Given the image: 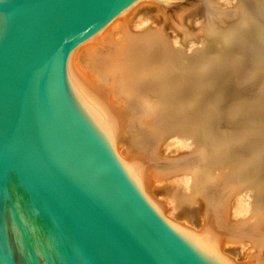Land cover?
<instances>
[{
    "label": "water",
    "instance_id": "water-1",
    "mask_svg": "<svg viewBox=\"0 0 264 264\" xmlns=\"http://www.w3.org/2000/svg\"><path fill=\"white\" fill-rule=\"evenodd\" d=\"M135 1L0 0V264H234L148 198L66 70Z\"/></svg>",
    "mask_w": 264,
    "mask_h": 264
},
{
    "label": "rangeland",
    "instance_id": "rangeland-1",
    "mask_svg": "<svg viewBox=\"0 0 264 264\" xmlns=\"http://www.w3.org/2000/svg\"><path fill=\"white\" fill-rule=\"evenodd\" d=\"M214 3L221 10L238 9L233 27L212 28L202 0L167 5L142 0L133 7L128 28L114 39L126 62L146 63L151 72L146 81L158 87L156 105L166 123L163 155L198 147L212 153L221 141V176L239 182L230 214L238 222L258 217L264 229V0ZM181 24L191 33L187 40ZM184 115L189 120L183 122ZM190 185L179 183L171 197L178 206L200 211ZM169 204L171 211L175 204ZM173 219L194 232L202 230L199 222ZM229 250L221 253L234 264L252 254L248 246Z\"/></svg>",
    "mask_w": 264,
    "mask_h": 264
},
{
    "label": "bare ground",
    "instance_id": "bare-ground-1",
    "mask_svg": "<svg viewBox=\"0 0 264 264\" xmlns=\"http://www.w3.org/2000/svg\"><path fill=\"white\" fill-rule=\"evenodd\" d=\"M140 2L137 0L125 7L78 45L68 56L66 70L78 87L105 110L115 128L117 155L140 170L144 192L168 220L199 222L200 230L208 231L217 240L220 253L240 245L248 246L252 254L240 264H264V229L260 219L253 217L238 222L230 214L239 182L221 176L218 145L222 142L214 144L212 153L198 147L174 157L163 155L166 123L156 105L158 87L146 81L151 75L146 63L126 62L122 48L114 39L119 30L128 28L133 7ZM202 6L212 28L221 24L233 27L238 21L239 12L235 7L221 10L214 0H202ZM179 30L185 40L191 36L182 24ZM188 117L182 116L183 122ZM183 181L190 182L191 191L200 202V211L182 208L173 202L172 191L177 192L178 184ZM169 203L175 204L171 211ZM177 224L193 231L183 223Z\"/></svg>",
    "mask_w": 264,
    "mask_h": 264
}]
</instances>
